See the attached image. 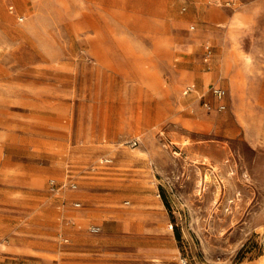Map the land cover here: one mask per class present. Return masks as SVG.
Returning <instances> with one entry per match:
<instances>
[{
    "label": "rangeland",
    "instance_id": "1",
    "mask_svg": "<svg viewBox=\"0 0 264 264\" xmlns=\"http://www.w3.org/2000/svg\"><path fill=\"white\" fill-rule=\"evenodd\" d=\"M0 264H264V0H0Z\"/></svg>",
    "mask_w": 264,
    "mask_h": 264
},
{
    "label": "built area",
    "instance_id": "2",
    "mask_svg": "<svg viewBox=\"0 0 264 264\" xmlns=\"http://www.w3.org/2000/svg\"><path fill=\"white\" fill-rule=\"evenodd\" d=\"M239 0H219V3L222 4L223 6L226 7H233ZM194 27V26H192ZM213 57V49L212 46L210 44H206L205 46V53H204V57L203 60L205 63H210ZM195 86H188L185 89V93L190 92L191 90H193ZM211 93L214 96V98L217 100V105L215 106V109H217L218 111H223L226 109L227 105L225 102L226 96H227V92L226 89L220 85H213L211 87ZM206 106L209 109H212L213 107L209 104H206ZM136 143V141L134 142ZM101 163L104 165H111L113 164V159L111 158H104L101 160ZM51 185V189L55 192H60L65 188L71 189V190H77L78 189V184L75 182L72 183H66V184H61L58 185L55 181H51L50 182ZM73 205L75 207H81V203L80 202H74ZM89 231L91 233H99L101 231V226L99 225H91L89 227ZM65 242H68V240H64Z\"/></svg>",
    "mask_w": 264,
    "mask_h": 264
},
{
    "label": "crops",
    "instance_id": "3",
    "mask_svg": "<svg viewBox=\"0 0 264 264\" xmlns=\"http://www.w3.org/2000/svg\"><path fill=\"white\" fill-rule=\"evenodd\" d=\"M237 4V3H236ZM236 4L233 6V7H231V8H234L235 6H236ZM241 13H240V15H239V17H240V19L242 18V15H243V13H242V11H240ZM236 14H238V13H234V15H232L231 16V20L234 18V16L236 15ZM226 61H223V63H222V68H226V66H227V62L228 61H230V58L232 59V52L230 51V49H228L227 50V52H226ZM213 58V57H212ZM207 64H209V63H207ZM203 80H205L206 79V76L204 75V76H202L201 77ZM213 85H219V84H217V83H210L208 86L210 87V89H211V87L213 86ZM221 86V85H220ZM103 204V203H102ZM98 211H99V215H98V217H99V219L97 218L96 220L97 221H100L101 223H102V225L104 226V232L105 233H107L108 234V236H111L112 234H113V231H111V221H114V220H116V218L115 217H112L111 215H113V213H112V209L111 208H109V207H105L104 205L102 206V207H100V208H98ZM92 225H97V224H92ZM99 226H101V225H99ZM132 232H138V230H136V231H132Z\"/></svg>",
    "mask_w": 264,
    "mask_h": 264
}]
</instances>
